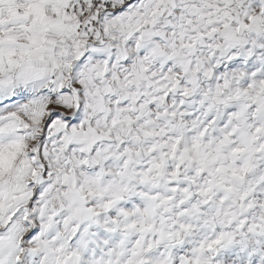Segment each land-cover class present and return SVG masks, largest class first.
<instances>
[{
	"label": "snow or ice",
	"instance_id": "1",
	"mask_svg": "<svg viewBox=\"0 0 264 264\" xmlns=\"http://www.w3.org/2000/svg\"><path fill=\"white\" fill-rule=\"evenodd\" d=\"M0 264H264V0H0Z\"/></svg>",
	"mask_w": 264,
	"mask_h": 264
}]
</instances>
